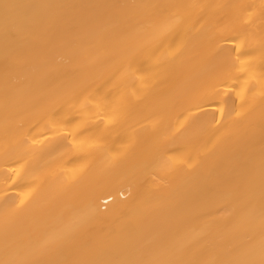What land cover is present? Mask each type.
<instances>
[{
    "label": "bare ground",
    "instance_id": "1",
    "mask_svg": "<svg viewBox=\"0 0 264 264\" xmlns=\"http://www.w3.org/2000/svg\"><path fill=\"white\" fill-rule=\"evenodd\" d=\"M262 257L264 0H0V264Z\"/></svg>",
    "mask_w": 264,
    "mask_h": 264
},
{
    "label": "snow or ice",
    "instance_id": "2",
    "mask_svg": "<svg viewBox=\"0 0 264 264\" xmlns=\"http://www.w3.org/2000/svg\"><path fill=\"white\" fill-rule=\"evenodd\" d=\"M21 203H23V201H21ZM259 264H264V257L259 261Z\"/></svg>",
    "mask_w": 264,
    "mask_h": 264
},
{
    "label": "rangeland",
    "instance_id": "3",
    "mask_svg": "<svg viewBox=\"0 0 264 264\" xmlns=\"http://www.w3.org/2000/svg\"><path fill=\"white\" fill-rule=\"evenodd\" d=\"M122 195V194H121ZM120 197V196H119ZM123 198L125 197V195L122 196ZM123 198H120V199H123Z\"/></svg>",
    "mask_w": 264,
    "mask_h": 264
}]
</instances>
